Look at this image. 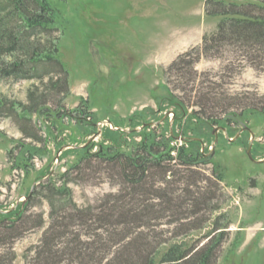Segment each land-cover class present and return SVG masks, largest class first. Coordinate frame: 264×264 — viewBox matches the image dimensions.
Wrapping results in <instances>:
<instances>
[{
	"label": "rangeland",
	"instance_id": "1",
	"mask_svg": "<svg viewBox=\"0 0 264 264\" xmlns=\"http://www.w3.org/2000/svg\"><path fill=\"white\" fill-rule=\"evenodd\" d=\"M259 1L243 0V3ZM49 2L62 33L59 58L69 73L70 93L63 101L62 111L73 112L84 99L89 101V112L94 118H87L83 124L70 117L58 122L33 116L32 123L25 127L39 137H46V146L29 145L30 140L23 139L21 123L15 118H0V207L9 210L25 203L34 189L30 197L35 196L33 207L27 215L33 221L42 215L46 223L44 228L33 229L16 243V264H23L26 251L39 244L50 222L48 203L42 194L38 195L42 192L41 185L50 179L60 185L61 176L78 160V150L92 145V152L96 153L108 145L103 140L107 129L131 133L121 142L122 150L127 152L143 141V133L153 132L148 126L155 127L153 134L159 137L175 135V111L167 103L166 71L180 55L200 46L203 36L213 33L221 20L206 15L207 0ZM230 58L228 55L225 61L201 58L193 70L197 73V87L202 83L214 84L237 98L264 95V72L240 68L237 64L228 67ZM178 81L172 78L171 88L187 87ZM39 85L37 81H2L0 101L27 104L28 91ZM196 90L190 94V101L189 93L185 95L187 116L199 110L195 105ZM243 109L238 107L236 111L241 114ZM94 120L96 130L89 125ZM237 120L238 124L214 125L209 121L205 127L199 125L203 134L192 139L203 142L200 143L204 158L188 169L171 164L172 171L165 182L156 179L159 182L156 188L168 190L173 184L180 194L200 191L210 201L209 206L200 208L188 219L179 216L171 224H166L169 219H165L155 228V233L167 240L163 250L174 243L202 246L218 223L224 227L228 240L216 264H264V115L246 112ZM246 127L254 133L253 142L249 132L239 135ZM181 143L176 139L172 145ZM251 144L254 160L261 163L249 159L247 150ZM27 152L28 158L32 153L37 157L23 159ZM183 172L190 180L181 179ZM70 188L77 205L84 208L104 205L110 201L109 195L121 194V188L112 186L105 174L86 176Z\"/></svg>",
	"mask_w": 264,
	"mask_h": 264
},
{
	"label": "trees",
	"instance_id": "2",
	"mask_svg": "<svg viewBox=\"0 0 264 264\" xmlns=\"http://www.w3.org/2000/svg\"><path fill=\"white\" fill-rule=\"evenodd\" d=\"M205 12L207 16L221 17L216 30L205 34L200 46L180 55L166 71L167 103L175 111V135L159 137L153 134L155 127L148 126L153 132L143 133V141L127 152L122 150L121 142L131 133L107 129L103 140L108 145L96 153L92 145L78 150V160L61 176L60 185L51 179L41 185L38 195L42 194L48 203L50 222L39 244L26 251L23 264L217 263L228 240L218 223L202 246L174 243L163 250L167 240L155 233L165 219H169L166 224L177 222L179 216L188 219L210 205L200 191L180 194L173 184L168 190L155 187L159 183L156 179L165 182L172 171L171 164L188 169L204 158L202 143L192 139L203 134L202 127L209 121L214 125L238 124L237 118L246 112L264 115V95L237 98L214 84L197 87V73L193 71L201 58L225 61L228 55V67L237 64L264 72V0L248 4L243 0H207ZM61 35L49 0H0V82L40 84L28 91L27 104L1 100L0 118H15L21 123L23 139L30 140L29 145L46 146L47 142L46 137L26 129L33 116L58 122L70 117L83 124L87 118H94L89 101L84 99L73 112L62 111L70 86L69 73L59 58ZM174 77L188 88H171ZM195 89L199 110L187 116L185 95L189 93L190 101ZM238 107H244L241 114L236 111ZM220 114L225 115L217 119ZM89 125L96 130L97 121ZM178 138H184V142L173 146ZM32 154L28 159L37 157ZM93 174H105L112 186L121 188V194L109 195L110 201L98 207H79L70 185ZM180 177L190 180L184 172ZM218 179L221 180L219 175ZM34 199L35 196L9 210L0 207V264H16V243L33 229L45 227L42 215H37L35 221L27 215Z\"/></svg>",
	"mask_w": 264,
	"mask_h": 264
},
{
	"label": "water",
	"instance_id": "3",
	"mask_svg": "<svg viewBox=\"0 0 264 264\" xmlns=\"http://www.w3.org/2000/svg\"><path fill=\"white\" fill-rule=\"evenodd\" d=\"M107 124H109V125H111V123H107ZM220 128H218V129H216L215 130V135H216V132L219 130ZM116 130H119V129H116ZM223 131L224 132H226V130L225 129H223ZM244 131H247V132H249L250 134H251V136H252V142L254 141V133L250 130V129H248L247 127L246 128H243V130L239 133V135L242 133V132H244ZM124 132H128V131H124ZM238 135V136H239ZM178 139H180L181 141H184V138H178ZM194 141H199V142H202L201 140H197V139H193ZM217 136H216V139H215V141L212 143V147H213V152H214V147H215V144H216V142H217ZM203 143V142H202ZM247 155H248V157H249V159L252 161V162H254V163H261V162H257V161H255L254 160V158H253V156H252V144L249 146V148H248V150H247ZM211 159V157L209 158V160ZM35 187V185L33 186V188ZM33 190L34 189H32V191H31V193H30V196L29 197H27L26 198V200L28 201L29 199H30V197H31V195H32V193H33Z\"/></svg>",
	"mask_w": 264,
	"mask_h": 264
}]
</instances>
